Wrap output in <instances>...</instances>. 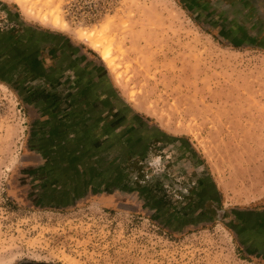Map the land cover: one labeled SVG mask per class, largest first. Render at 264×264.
I'll list each match as a JSON object with an SVG mask.
<instances>
[{"label":"rangeland","instance_id":"374dc122","mask_svg":"<svg viewBox=\"0 0 264 264\" xmlns=\"http://www.w3.org/2000/svg\"><path fill=\"white\" fill-rule=\"evenodd\" d=\"M28 26L95 52L114 115L52 117ZM0 264H264V0H0Z\"/></svg>","mask_w":264,"mask_h":264},{"label":"crops","instance_id":"0c3cea01","mask_svg":"<svg viewBox=\"0 0 264 264\" xmlns=\"http://www.w3.org/2000/svg\"><path fill=\"white\" fill-rule=\"evenodd\" d=\"M24 29L25 36L29 40V51H27L29 59L27 60L33 67L31 70L33 82L42 79L43 84H47L49 88H57L58 92L60 89L66 91V95L54 93L44 96V103L51 104L49 111L54 115L52 117L60 116V123L64 117L73 119L76 110L74 107H67L70 103L82 104L83 108L89 107L85 111L86 115L89 114V118L91 115L94 118L102 116L105 121L114 115V112L110 111V105L114 101L115 85L111 84L103 62L91 48L74 41L65 34L45 28L28 26ZM21 30V32L24 31ZM123 115L121 123L124 125L121 127L123 128L121 135L125 142L126 139L129 141L132 139V127H130L131 118H127L128 122H126V116ZM105 124L107 127L110 126L109 122ZM156 137H159V134H156ZM148 144L146 143L145 147L142 146L141 151H147ZM144 148L146 150H143ZM110 174H113V171L107 172L108 177ZM255 232L254 229L252 233H249V230L247 232L253 236L249 238L253 245H256L258 241Z\"/></svg>","mask_w":264,"mask_h":264},{"label":"bare ground","instance_id":"6f19581e","mask_svg":"<svg viewBox=\"0 0 264 264\" xmlns=\"http://www.w3.org/2000/svg\"><path fill=\"white\" fill-rule=\"evenodd\" d=\"M54 19L56 22L59 20L58 17H55ZM79 37L84 41H87L93 49H97L103 59L111 57L110 43L108 39L103 36L102 32L82 30L79 32Z\"/></svg>","mask_w":264,"mask_h":264},{"label":"trees","instance_id":"16d2710c","mask_svg":"<svg viewBox=\"0 0 264 264\" xmlns=\"http://www.w3.org/2000/svg\"><path fill=\"white\" fill-rule=\"evenodd\" d=\"M25 55H26V54H25ZM25 55H21V56H22L21 58L25 59V58H24V57H25ZM28 55H29V54H27V55H26V57H27Z\"/></svg>","mask_w":264,"mask_h":264}]
</instances>
